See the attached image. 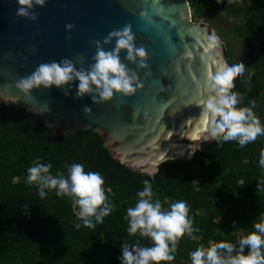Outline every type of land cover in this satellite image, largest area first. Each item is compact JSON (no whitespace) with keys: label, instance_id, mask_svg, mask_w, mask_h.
Returning a JSON list of instances; mask_svg holds the SVG:
<instances>
[{"label":"trees","instance_id":"obj_1","mask_svg":"<svg viewBox=\"0 0 264 264\" xmlns=\"http://www.w3.org/2000/svg\"><path fill=\"white\" fill-rule=\"evenodd\" d=\"M194 19L215 23L217 15L234 18L232 31L243 51L237 56L226 46L231 65H246L233 92L240 94L237 107H252L264 125V0H190ZM222 42L225 40H221ZM224 43V42H223ZM254 102V107H253ZM264 136L240 147L215 141L199 147L192 159H170L154 174L136 172L112 157L98 131L80 129L59 135L41 125L26 109L0 105V264H120L122 247H150L152 241L128 232L127 209L134 207L137 192L148 180L162 208L186 201L195 239L185 235L175 259L165 264H191L190 253L201 244L231 242L255 231L264 221V168L259 164ZM51 163L50 174L63 173L73 163L99 172L112 213L94 229L83 226L79 208L70 197H59L27 180L33 162ZM81 227L77 229L75 225ZM247 247L245 254H247Z\"/></svg>","mask_w":264,"mask_h":264},{"label":"water","instance_id":"obj_2","mask_svg":"<svg viewBox=\"0 0 264 264\" xmlns=\"http://www.w3.org/2000/svg\"><path fill=\"white\" fill-rule=\"evenodd\" d=\"M18 7L16 0H0V105L26 109L59 135L98 131L113 158L151 175L164 161L192 159L212 141L203 140L197 118L209 95L207 74L215 73L214 65L202 60L214 26L194 19L190 0H47L34 8L35 22L17 16ZM68 24L74 25L71 32ZM125 25L131 26L136 46L149 54V67L141 69L125 59L126 51L120 53L143 85L135 95L115 94L110 102L93 104L87 95L77 98L78 81L67 96L55 86L34 89L30 96L16 89L15 82L41 63L67 58L87 69L96 52L92 41L103 42ZM114 47L115 40L104 45L106 51ZM218 51L231 65L223 42Z\"/></svg>","mask_w":264,"mask_h":264},{"label":"clouds","instance_id":"obj_3","mask_svg":"<svg viewBox=\"0 0 264 264\" xmlns=\"http://www.w3.org/2000/svg\"><path fill=\"white\" fill-rule=\"evenodd\" d=\"M46 2L16 0L19 6L16 15L35 22L38 17L34 8L45 6ZM65 27L71 32L74 25ZM135 39L131 26L125 25L122 29L109 32L103 42L92 41L96 52L92 58L94 63L87 69L83 66L77 69L73 60L67 58L59 62L41 63L30 75L17 80L15 87L25 96H30L34 89H51L55 86L67 96L72 90L71 85L78 81L77 98L87 95L93 104L110 102L115 94L131 97L143 85L137 73L122 62L120 53L126 51L125 59L132 64L138 63L141 69L149 67V54L144 47L136 46ZM113 40L114 49L106 51L104 45ZM221 47L222 41L214 32L207 37L202 60L214 65L215 73L209 71L207 74L209 95L197 119L204 126L201 128V132L206 133L203 140H213L219 145L236 141L240 147H244L258 136H264V125L252 107H237L240 94L232 89L235 88V79L245 72L246 65L242 62L229 65L218 51ZM31 51L35 54V49ZM83 111L90 115L92 109L85 106ZM259 164L264 168V150L260 153ZM51 168V163L36 160L27 170L28 182L38 186V195L42 199L47 195L46 189L55 190L59 197L72 198L79 208V219L87 228L94 229L112 213L113 205L105 193V181L99 172L86 171L83 164L73 163L65 177L63 173L50 174ZM137 196L135 206L127 209L128 232L149 238L152 246L122 247L120 264H165L173 261L179 241L185 235L195 239L193 233L200 231L193 227L187 202L171 203L170 208L164 210L159 199L153 200L154 193L148 180L143 181V190L138 191ZM75 227L79 229L81 224L77 223ZM253 227L255 231L241 238L238 247L225 241L212 243L207 248L201 244L190 253L191 264H264V221L254 223Z\"/></svg>","mask_w":264,"mask_h":264},{"label":"rangeland","instance_id":"obj_4","mask_svg":"<svg viewBox=\"0 0 264 264\" xmlns=\"http://www.w3.org/2000/svg\"><path fill=\"white\" fill-rule=\"evenodd\" d=\"M245 14H240L234 18H227L226 13H222L221 15H217L215 18V23H209L214 26V33L220 37L224 44L227 46V44H230L232 51L237 56H242V49L241 44L238 40V37L235 35V33L232 31V28L235 24V22L240 21ZM200 21L204 22L205 19L202 18Z\"/></svg>","mask_w":264,"mask_h":264}]
</instances>
